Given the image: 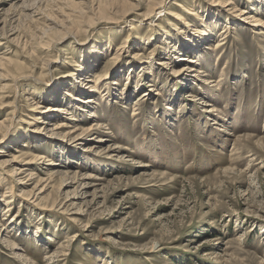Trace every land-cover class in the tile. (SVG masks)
<instances>
[{"label":"rangeland","instance_id":"374dc122","mask_svg":"<svg viewBox=\"0 0 264 264\" xmlns=\"http://www.w3.org/2000/svg\"><path fill=\"white\" fill-rule=\"evenodd\" d=\"M215 2L0 0V264H264V28Z\"/></svg>","mask_w":264,"mask_h":264},{"label":"bare ground","instance_id":"6f19581e","mask_svg":"<svg viewBox=\"0 0 264 264\" xmlns=\"http://www.w3.org/2000/svg\"><path fill=\"white\" fill-rule=\"evenodd\" d=\"M235 1L236 0H221V1H217L216 0V2H215V5H223V6H228V8H227V10L229 11V12H234V13H236V15H238L239 17H240V19L243 21V22H245V23H248V24H251L253 27H256V26H258V25H262L261 26V28H259V29H262V28H264V21H261V19L260 18H258V17H256L253 13H254V11L257 13V9H260V6H262L263 4H264V0H248V1H250L251 2V4L252 5H254L255 6V8H253V7H251V6H241V7H239V5H237V4H234L235 3ZM247 1V0H246ZM251 9H253L254 11L253 12H250V10ZM247 14V15H246ZM258 14H259V11H258ZM178 15V14H177ZM244 15H246V16H244ZM257 15V14H256ZM180 19L182 20V21H184L185 20V18H184V16H183V14H182V12H180ZM244 23V24H245ZM130 24V23H129ZM152 24V23H151ZM154 25H156V24H154ZM153 25V26H154ZM228 30V29H227ZM226 30V31H227ZM222 31V30H221ZM220 31V32H221ZM197 32L199 33V34H197L198 36L196 37V40H194V41H192L193 43H194V45H193V43H192V47L194 48L192 51L195 53V52H197L198 50H199V48L201 47V45L200 44H202L203 42L205 43V41H207V33H206V31L205 30H200V29H198L197 30ZM222 34V33H221ZM229 33H226V32H223V35H225V37H227V35H228ZM153 35V34H152ZM209 37V36H208ZM224 37V38H225ZM223 41V40H222ZM225 42V41H224ZM215 43V42H214ZM218 44H216V47L217 46H219L220 44H221V41H220V43H219V41L217 42ZM187 45L189 46V45H191V44H189L188 42H187ZM209 45V44H208ZM215 45V44H214ZM185 49H189V50H191V47H189V48H185ZM209 49V48H208ZM203 52V51H202ZM137 53H139V52H134V54L133 55H140L141 53H139V54H137ZM193 53V54H194ZM204 53V52H203ZM195 54H197V53H195ZM203 55V54H202ZM201 55V56H202ZM200 56V55H199ZM195 58H197L196 56H194V57H188V58H183L182 60H186V61H188V62H190V63H197L196 61V59ZM192 67L190 68V70H197V72H199V74L201 73V71L198 69V68H194V66H195V64H194V66L193 65H191ZM204 75V74H203ZM210 82V81H209ZM212 82V81H211ZM17 83V82H16ZM167 83V82H166ZM172 85V84H171ZM208 85V84H207ZM220 85V84H219ZM175 90V89H174ZM217 94V93H216ZM90 101V100H89ZM38 106V105H37ZM38 108H43L42 106H38ZM66 108H64V107H61V106H58V105H56V106H53V108H52V112H58V113H64V111L66 112V110H65ZM46 111H48V109L46 110ZM14 112V111H13ZM11 113H12V111H11ZM44 115H47V114H44ZM48 117V116H47ZM47 117H44L43 116V114H42V116H40V117H37V118H39V120H38V122H40V123H42V124H46V125H53L52 127H53V129H60V131L62 130L61 128L62 127H72L73 129H71L70 128V130H68L69 132L68 133H70V134H72V135H70V136H81V135H83L84 133H86V132H90V130L92 129L91 127H88V128H81V127H76L77 125H75V126H72V125H69L68 123H66L65 121H58V122H48V120H47ZM50 117V116H49ZM10 119H11V116H9L8 114L2 119V122H0V126H2L3 127V125L5 126V124H6V121H10ZM52 123V124H51ZM45 127L46 126H44V127H41L40 129H38V131H43V129H45ZM75 127V128H74ZM34 128V127H33ZM34 131V130H33ZM58 131V130H57ZM85 135V134H84ZM33 138V137H32ZM24 145V144H23ZM24 146H28L27 144H25ZM14 153H9V154H7V156H9L10 157V159L9 160H5L4 159V161H2L1 163H3L4 165H7V164H9L10 166L11 165H13V170H14V172L15 173H17V174H21V173H23V172H25V171H27V173H26V175H27V177H28V180L29 181H31L30 179H32L33 177L32 176H34L35 175V173L36 172H34V171H32V168L30 169V167L32 166V165H38V166H40V165H42L44 162L42 161V159H44L45 161H48V164H51L52 163V161L51 160H49L48 158H44V156H38L32 149H29V148H23V149H17V148H14V151H13ZM8 159V158H7ZM54 159V158H53ZM20 163V164H19ZM47 163V162H46ZM54 163V162H53ZM2 168V167H1ZM49 171V170H48ZM77 175V174H76ZM35 177V176H34ZM48 179L49 180H53L54 179V175H53V173H48ZM76 181V183H78L79 185H84V184H86L85 183V181H84V177L82 178V177H80V176H75V178H74ZM73 179V180H74ZM27 181V180H26ZM43 182L44 180L43 179H38V181L37 182ZM65 181V180H64ZM63 181V182H64ZM25 182V181H24ZM37 182H36V184H35V186L37 185ZM44 183V182H43ZM48 183V182H47ZM68 184V183H67ZM38 185H40V184H38ZM43 185V184H42ZM87 185V184H86ZM35 186H34V189H35ZM44 187V186H43ZM43 187H41L40 188V192L42 191V189H43ZM33 189V188H32ZM37 189H39V186L36 188V190ZM30 192H31V190H30ZM36 196V195H35ZM39 195L37 194V197H38ZM11 204V203H10ZM11 205H9L8 207H10ZM8 207H7V209L5 210V211H7V213L10 211L9 209H8ZM240 239L241 238H238L237 239V241H240Z\"/></svg>","mask_w":264,"mask_h":264}]
</instances>
